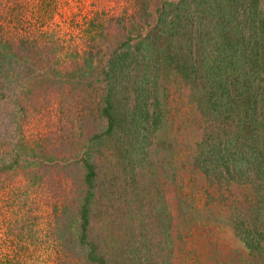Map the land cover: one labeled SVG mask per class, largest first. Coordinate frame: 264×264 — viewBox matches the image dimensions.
Here are the masks:
<instances>
[{"label":"trees","instance_id":"1","mask_svg":"<svg viewBox=\"0 0 264 264\" xmlns=\"http://www.w3.org/2000/svg\"><path fill=\"white\" fill-rule=\"evenodd\" d=\"M153 1L156 0L137 2L142 22L138 20L137 27L127 30L126 41L105 61L100 59V46L96 51L87 50L83 60L65 64L63 75L61 67L48 65V61L40 64L49 74L45 81H50L52 75L58 82L63 78L77 88L88 73L83 70L90 67L91 78L103 83L99 113L107 123L90 137L81 156L85 183L78 218L81 232L75 239L69 235V243L80 246L81 255L91 264L114 263L112 251L108 247L99 248L89 230L94 201L103 194L114 203L123 204H116V211L125 216L126 230L120 233V240L123 237L127 245L118 249L124 264H178V257L187 251L186 236L190 231L196 228L199 232H212L214 228L208 229L210 226L230 227L240 242L227 252L230 264H264V0H157L156 22L143 34L141 26L150 22ZM18 4L17 0L4 1L11 13ZM10 19L11 14L7 21ZM4 27L0 24V95L5 94L3 77L7 82L11 73V69L5 72V62L19 58V50L25 49L24 53L28 54L32 48L39 50L45 46L25 35L7 36L8 28ZM99 33L104 34L101 30ZM132 33L141 39L132 42ZM13 35L18 36L16 31ZM55 53L53 60L62 64L65 60ZM95 59L99 61L97 64ZM24 67L29 68L25 63ZM75 77L78 80L74 82ZM177 83L189 88V102L202 117L201 137L194 145L187 144L192 156H179L177 138L176 141L164 138L167 101L172 85ZM166 144L170 149L175 146L174 150L169 156L156 157L164 171L153 170L151 178L158 187V206H153L156 211L150 216H143L140 209H131L132 202L141 198L135 190L136 168H142L145 160L149 164L153 162L149 156L152 146L156 145L157 152ZM103 147L118 156L123 171L127 172V178L122 181L125 188L128 183L134 184L129 198H123L122 191L114 190L111 183L105 185L99 181L94 155ZM21 148L25 150L27 145ZM22 153H14L8 162L7 157L2 158L0 172L18 163ZM187 167L190 173H200L204 180L203 207L194 201L187 202V197L182 195L180 174ZM159 176L169 182L178 180L180 194L175 214L166 198L161 201ZM175 219L178 223L173 222ZM182 226L185 231L181 230ZM215 239L221 244L218 237L213 238L210 245L214 251Z\"/></svg>","mask_w":264,"mask_h":264},{"label":"rangeland","instance_id":"2","mask_svg":"<svg viewBox=\"0 0 264 264\" xmlns=\"http://www.w3.org/2000/svg\"><path fill=\"white\" fill-rule=\"evenodd\" d=\"M4 1L0 0V24L8 28L7 36L18 38L25 35L45 46L39 50L32 48L28 54L24 53L25 49L19 50V58L12 57L5 62V72L11 69V73L7 82L3 77L5 94L0 95V160L7 157L8 162L10 156L23 153L12 168L0 172V264H91L87 257L81 255L80 246L74 247L69 243V235L75 239L81 232L79 209L85 197L81 156L90 137L107 123L99 113L100 86L103 83L91 78L90 67L83 70L88 73L81 78L77 88L63 78L58 82L52 75L53 82L45 81L49 74L40 64L48 61V65L52 63L57 68L61 67L60 74L63 75L65 64L75 59L83 60L87 50L92 48L96 51L100 46L99 56L105 61L121 42L126 41L127 30L137 27V21H141L140 4L137 3L140 0H17L20 4L12 13L11 9L5 8ZM158 5L157 0L150 3L152 16L150 22L142 23L140 31L143 34H147L155 24ZM9 14L11 19L8 22ZM101 23L104 24L102 28ZM100 30L103 35H97ZM15 31L18 36L13 35ZM132 34V42L141 39L139 35ZM55 52L65 60L62 64L53 60ZM96 59L97 64L99 61ZM24 63L30 69L24 67ZM83 72H80L81 76ZM77 80L78 77L73 79L74 82ZM172 87L167 101L168 123L163 135L168 141H176L177 138L179 156H192L187 144L194 145L201 137L202 117L195 105L189 102V88L182 83ZM7 142L9 144L5 146L3 143ZM23 144L27 145L25 150L28 152L21 148ZM103 148L94 155L99 181L105 185L111 183L114 190L122 191L123 198H129L134 184L126 183L125 188L122 181L127 178V172L123 171L118 156ZM155 148L156 145L152 146L149 152L153 162L149 164L145 160L142 168H136L135 190L141 198L132 202L131 209H140L143 216H150L158 206V187L154 186L151 178L153 170H164L156 157L169 156L173 152L169 144L157 152ZM169 170H172L170 165ZM200 175L193 171L190 173L187 167L184 173L181 171L180 182L187 202L194 201L198 207H203L206 197L202 188L204 180ZM159 178L160 185H157L162 191L161 201L166 198L175 214L177 195L180 194L178 180L174 183L162 176ZM116 204L123 206L103 197V194L98 196L94 201L89 230L91 239L100 245L99 248L108 247L106 249L112 251L113 264H124L118 249L127 245L123 237L120 240V233L126 230L125 216L116 211ZM173 222L178 223L176 219ZM184 227L181 230L185 231ZM211 228H214L212 232L201 231L203 234L196 228L190 231L186 236L187 251L178 257V264H230L227 252L233 244L240 242L230 227H208ZM215 237L221 244L217 239L213 240L217 245L214 251L210 242ZM218 255L219 260L215 261Z\"/></svg>","mask_w":264,"mask_h":264}]
</instances>
